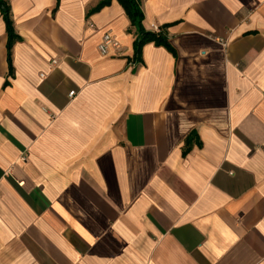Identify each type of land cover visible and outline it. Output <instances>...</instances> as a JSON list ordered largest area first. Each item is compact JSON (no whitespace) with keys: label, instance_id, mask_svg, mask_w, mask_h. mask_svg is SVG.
<instances>
[{"label":"crops","instance_id":"crops-1","mask_svg":"<svg viewBox=\"0 0 264 264\" xmlns=\"http://www.w3.org/2000/svg\"><path fill=\"white\" fill-rule=\"evenodd\" d=\"M7 1L0 264H264V0Z\"/></svg>","mask_w":264,"mask_h":264},{"label":"trees","instance_id":"trees-1","mask_svg":"<svg viewBox=\"0 0 264 264\" xmlns=\"http://www.w3.org/2000/svg\"><path fill=\"white\" fill-rule=\"evenodd\" d=\"M112 0H101L97 6H95L92 11H98L103 7L109 5ZM121 5L126 10L131 24L135 28L136 31V39L134 42L135 45V52L136 55H139L141 49L144 44L155 41L157 44H162L168 47L169 49L173 50L171 46L167 34H166V27L169 25H165L160 27L158 30H148L144 26V12L138 0H118ZM0 11L3 15V18L6 22L7 33H8V61L10 64V68L12 71V51L13 46L17 40L20 39V36L16 33L15 24L12 15L11 5L7 0H0Z\"/></svg>","mask_w":264,"mask_h":264},{"label":"built area","instance_id":"built-area-1","mask_svg":"<svg viewBox=\"0 0 264 264\" xmlns=\"http://www.w3.org/2000/svg\"><path fill=\"white\" fill-rule=\"evenodd\" d=\"M226 44V43H225ZM99 49L103 55H121L122 44L121 41L111 32L105 33L99 43ZM75 90L70 92L73 96Z\"/></svg>","mask_w":264,"mask_h":264}]
</instances>
